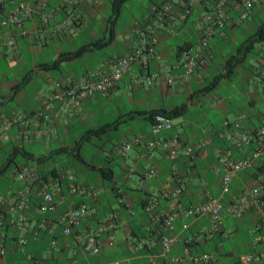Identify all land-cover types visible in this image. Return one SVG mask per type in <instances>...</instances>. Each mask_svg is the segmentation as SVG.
Instances as JSON below:
<instances>
[{"label": "crops", "instance_id": "1", "mask_svg": "<svg viewBox=\"0 0 264 264\" xmlns=\"http://www.w3.org/2000/svg\"><path fill=\"white\" fill-rule=\"evenodd\" d=\"M106 1L95 0L88 3L85 0H78L80 12L75 20L70 16L67 17L57 13L46 22L44 30H40L39 22L34 20L32 22L35 28L33 31L34 36L30 39H17L11 54L5 52L2 42L11 35H15V31L0 27V130L2 126H5L0 134V161L3 153L10 154L13 152V147L22 148L31 153L29 149L35 145L41 147L40 149L43 151L41 156H45L57 148L65 149L71 155L69 151L75 147L76 142L85 130L109 124L112 122L111 120L118 119L121 123L114 130L100 139L92 138L84 143H101L100 146H95L92 161L86 162L85 157L83 158L79 151L84 162V176L87 175L88 177L81 179L76 177V184L100 192L94 199H86L87 204L99 206L100 208L109 207L108 202L113 199L110 191L114 189L117 190L116 193L120 194L119 201L126 206H131L135 201L138 202V199H143L149 194L171 191L179 182H182L185 186V191L178 197V201L183 205L198 202L206 193L216 195L219 178L211 172V168L215 164V150L225 147V143L220 138L213 137L211 144L196 152L192 159L180 156L176 161L175 173L171 174L169 162L158 149L151 150L152 155L148 157L147 143L151 140L149 121L145 119V115L133 116V114L136 112L146 113L160 108L169 111L174 107H178L174 103L176 97H183L184 103L180 106H185V112L191 108H196L193 106L194 103L204 105L208 102L206 105L208 110L214 109L216 113L223 114L216 127L209 125L207 129H197L194 126L195 123L192 122L193 116L191 115L190 118L186 119L184 112L176 126L172 125L168 131L161 133L156 138L160 140L175 137L180 144L185 146L202 140L209 130L219 128L225 120L233 121L241 118L245 121L244 124L241 121L242 127L248 131L263 123L264 119L259 120L258 116L250 113L256 101L264 103L263 85L260 79L257 78L261 83V99L258 98L257 93H254L258 89L254 88L252 93L235 98L236 105L233 104V106L228 107L220 98H212V91L217 85L207 92L202 88L207 80L210 81L217 74L225 72L224 67L227 58L233 56L236 48L246 38L253 35L258 27L254 19L264 16V1L259 0L254 6L250 18L239 24L237 23V14L230 11V24L226 25L220 32L215 33L208 41L206 58H204L203 64L199 65L192 75L184 78L182 70L178 67L177 50L179 47L192 46L198 42L200 31L197 21L201 8L198 5L185 17L180 18L178 2L177 0H171V9L166 21L155 31L157 43L154 47L155 56L153 58H150L141 67L133 64L129 72L124 74L112 89L102 95H93L85 100L79 108L63 107L59 102L51 99L52 88L50 82L65 83L76 80L89 70L106 68L112 60L125 56L131 49L139 45V31L145 29L158 16L159 7L167 0L152 3L151 8L149 7L146 12V16H142L138 20H131L119 32H117V19L113 24L108 23L109 10ZM56 2L57 0H48L50 6ZM105 11L106 13H104ZM60 21L64 22L65 27L60 32L54 33L52 31L54 22ZM108 39L109 42L100 50L87 52L72 61L62 62L57 67L48 68L60 54L72 53L96 40L106 42ZM250 54H247L245 61L236 65L234 69H243L246 72V77L253 76L255 78L254 69L259 60L264 57L256 60L255 65L246 64ZM214 70L218 71L216 75H212ZM231 75L224 79L229 78ZM34 76L42 78L48 88L38 89L34 97H27L23 88ZM134 78H136V83H133ZM169 80L171 84L167 83ZM254 95L256 98H254ZM8 103L12 107H8ZM2 106H7V113L2 111ZM243 108L250 111L247 110V114H240ZM227 112L233 113L232 119L225 117ZM111 114L113 115L112 119ZM40 115L47 117L48 120L44 121ZM204 118L205 115L201 116L199 121H203ZM24 120L28 123L26 128H24ZM76 125H80L84 128V131L78 138L71 139L72 128ZM112 132L115 135L117 133V136L113 138ZM134 138H137L138 142L132 144L129 150L122 151L119 148L120 145L131 143ZM68 141L72 142L71 147L65 146V142ZM53 146L57 147L54 148ZM101 152L105 156L99 160L98 155ZM236 154V152H233L232 157H235ZM94 162L98 164L97 166L101 164L105 168H110L111 165L117 167V174L114 175L113 173L112 180L107 181L109 182L107 186L103 185L104 180L95 174L92 167ZM76 163L83 165L79 161H76ZM27 167L34 172L37 171L32 165ZM149 167L155 170L156 175L152 179L145 180L143 179V173ZM54 168L57 171L61 169V166ZM74 169L76 170V168ZM13 182L15 187L9 186L0 196L8 195L12 188L22 186L20 182L14 180ZM248 183H251V179L241 175L235 182H232L236 191L242 184ZM59 185L63 194L64 206L70 205L71 202L84 201L83 198L68 196L63 181ZM139 191L142 192L141 197L137 195ZM108 193L111 199L102 198ZM113 200L116 201V199ZM172 205L173 202L167 198H158L156 211H168ZM114 212L118 216V225L113 232L112 242L105 244L103 247L112 245L119 248L122 251L121 259H129L130 264H149L148 256L153 253L152 249L150 253H137L132 251L130 244L123 249V237L128 234L130 229L126 224L128 217L127 213H123L121 210H115ZM254 213H256V219L259 218V214L254 210H249L241 216V219L248 220L249 229L253 227L256 221L255 217L253 218L250 215H254ZM181 223L189 224L187 231L181 232L179 230ZM203 225H205L203 219L194 222H189L187 219L177 220L175 222L177 238L171 248V253H180L184 247L183 239L187 234L195 232ZM220 231L219 241L225 237L222 228H220ZM218 240H215L214 237L211 241L199 243L198 247L201 249L210 248L213 242ZM5 244L8 246L9 242L6 240ZM39 245L42 247L43 244L40 243ZM249 245H251V240ZM35 246L40 247L36 244ZM154 247L157 248V245H154ZM195 248H191V251L196 252ZM212 249L213 247L210 250ZM7 255L9 259L8 263L6 261L7 264H19L20 261H24L20 254L10 255V253H7ZM218 255H220L218 259L227 256L221 251H218ZM107 258H109V254L104 256L100 251L98 261L110 260ZM235 262L234 259L232 264H235ZM24 264L29 263L24 261ZM216 264H221V261L217 260Z\"/></svg>", "mask_w": 264, "mask_h": 264}, {"label": "built area", "instance_id": "2", "mask_svg": "<svg viewBox=\"0 0 264 264\" xmlns=\"http://www.w3.org/2000/svg\"><path fill=\"white\" fill-rule=\"evenodd\" d=\"M92 3L95 0H85ZM259 0H177L180 9L179 17H185L199 5L201 13L198 17L200 37L195 45L182 49L178 54V67L183 77L193 74L206 58L208 41L230 24V11L237 14V23L250 18L254 6ZM171 5L160 6L158 16L138 33L139 45L131 49L125 56L112 60L106 68L89 70L79 78L65 83L50 82L51 99L63 107L79 108L82 103L95 94H104L112 89L129 72L134 64L145 65L155 56L157 43L155 31L164 24L169 15ZM78 0H57L50 6L48 0H0V27L15 31L2 46L6 53H12L17 39H30L35 28L32 22L40 24V30L55 14L70 16L73 20L79 14ZM65 27L63 21L54 22L52 31L60 32ZM173 33V32H171ZM254 76L261 80L264 92V58L259 60L254 69ZM136 83V78L133 79ZM171 84V81H167ZM40 117L47 121V117ZM24 128L27 122L24 120ZM172 127L171 120L163 115H155L150 120L148 141V157L151 150L158 149L169 162V171L175 173L176 161L180 156L192 159L196 152L209 146L213 137L220 138L225 147L215 150V164L211 172L218 176L216 195L204 194L198 202L183 205L178 197L185 191L182 182L168 192L149 194L144 198V211L150 216L149 227L160 223L161 234L156 241L138 239L130 244L133 252L145 250L150 253L154 245L156 252L149 254V264H213L218 256L221 241H215L210 251H191L187 245L211 241L220 233L224 217L235 218L249 210L259 214L256 224L248 230L251 236V252L235 257V264H257L264 259V122L254 131L245 130L241 118L223 121L219 128L211 129L205 137L192 145H182L175 137L156 139L161 133ZM2 126L1 130H4ZM0 130V134H1ZM138 142L134 138L131 143L120 145L122 151L129 150ZM233 152L239 156L232 157ZM261 167L256 170L255 166ZM57 176L42 180L38 174L27 166H22L13 174V180L22 184L21 188H12L8 195L0 196V264L6 263V255L20 254L29 264H130L129 259H112L102 262H89V258L97 259L101 248L111 243L113 232L118 225L115 212L97 215L94 205L85 202L99 195V190L84 188L76 184V175L70 168L56 171ZM156 175L149 167L144 170L143 179L149 180ZM246 176L251 183L242 184L234 192H230L232 182L239 176ZM64 182L67 195L83 198L81 202H71L64 206L60 182ZM167 198L173 202L168 211H156L157 199ZM155 212V213H153ZM127 214L131 212L127 211ZM187 219L194 222L203 219L205 225L195 232L187 234L183 239L184 247L180 253H171L176 242L175 222ZM188 223H181L179 230L187 231ZM40 235H45L42 247ZM9 242L6 246L5 241ZM32 241L41 247L38 255L26 250ZM39 243V244H38ZM147 253V254H148Z\"/></svg>", "mask_w": 264, "mask_h": 264}, {"label": "rangeland", "instance_id": "3", "mask_svg": "<svg viewBox=\"0 0 264 264\" xmlns=\"http://www.w3.org/2000/svg\"><path fill=\"white\" fill-rule=\"evenodd\" d=\"M157 1L160 0H129L127 3H125L123 5V7L121 8V11L119 13V16L117 18V32H119V30H122L123 28H125L129 22L131 20H138L140 17L142 16H146V12L149 9L150 6H152V3H156ZM264 1V0H263ZM151 8V7H150ZM106 13V11L104 12ZM264 19V16L259 17L254 19L255 24L259 25V23ZM105 52V51H104ZM260 57H264V42L261 44H256L254 46V49L252 50V53L248 56L246 64H250V65H255L256 60L260 59ZM218 73L217 70H214L212 72V75H216ZM211 75V76H212ZM209 80H207L208 82ZM259 80L253 76L251 77H246V72L241 69V70H235L233 71L232 75L227 78V79H221L220 82L217 84V86L213 89L212 91V98L215 99L216 97L220 98L222 101H224L225 105L228 106H233V104L236 105L235 102V98L237 97H244L243 95L248 93H252V91H254V88L258 89V91H255L254 93H257V96L259 99H261V83ZM205 82V85L206 83ZM256 85V87H255ZM48 85L46 84V82L38 77V76H34L28 84H26L23 88L24 92L26 93V96H32L34 97L38 91V89H47ZM263 88V86H262ZM254 98L255 95H254ZM208 101V100H207ZM174 103L177 106H180L182 103H184V99L183 97H176L174 99ZM208 104V102H206ZM259 103V104H258ZM197 105L196 103H194V107L196 108H191L189 110H187L185 112V118L188 119L190 118V116L192 115V122H194V126L197 129H207L209 127V125H213V126H217L218 122L222 119L221 116L223 114H218L215 112L214 109H210L208 110L206 105ZM8 107H12V105L10 103H8L7 105ZM7 106L3 107L2 106V111L4 113H7ZM250 111L247 108H243L240 111V114L244 113L247 114L248 111ZM253 115L258 116L257 118L259 120L264 119V103L261 101H256L253 109L251 110V112ZM97 115V114H95ZM205 115V118L203 121H199V118L201 116ZM231 116H233V113H229L227 112L225 114V117H227L228 119H232ZM113 115L111 114V119H112ZM113 121V120H111ZM180 121V118H175L171 120V124L173 126H176V124ZM242 123L244 124V120H242ZM241 123V124H242ZM125 128V127H124ZM123 129V128H122ZM84 131V128H82L80 125H76L73 126L71 134H70V138H78L81 133ZM112 137H116V135L112 132ZM101 143L98 142H91L88 144H82L81 147V154L82 157L86 159V162H90L92 161V153L94 152V148L95 146H100ZM65 146L66 147H71L72 146V142H65ZM54 148H56L57 146H53ZM41 147H39V145H35L34 147L30 148L29 150L31 151L32 155L34 157H38L41 156L43 154V151L40 149ZM109 149V147H108ZM107 149V150H108ZM103 156H105V154H103V152H101L98 157L99 160H101L103 158ZM99 162V161H96ZM94 162L93 164L96 165ZM66 165V167L72 169L75 174L76 177L78 179L81 178H87L88 176L85 175L84 176V165H80L78 163H76V161L74 159H72L71 155H65V154H61L59 157H57L55 160H50L49 162L44 163L43 165H41L40 167L36 166L34 161H30L28 162V165H32L33 167H37V169H41V170H48L51 167H60L63 165ZM69 165V166H67ZM76 168V170L74 169ZM110 168L112 169L114 175L117 174L118 169L115 165H111ZM90 177V175H89ZM109 182L104 181L103 185H108ZM15 184L13 182L12 179V173L10 171L6 172L1 178H0V194H3L5 192V190L11 186ZM232 189V186H230V190ZM138 197L142 196V192L139 191L137 192ZM107 197V198H105ZM102 198L104 199H109L110 195L109 193L106 196H102ZM111 199V198H110ZM104 202V200H103ZM109 207L111 209H116L117 208V202L114 201L113 199H111L109 202ZM132 208H134V206H132ZM253 218L255 217L256 219V213L250 214ZM251 216L248 215V217L251 218ZM247 217V218H248ZM249 218V219H250ZM251 220V219H250ZM249 222L248 220H243L241 219V216L235 217V218H231V217H226L224 219H222V224H221V228L224 231L225 237L223 238V240H221V246L219 247V251L224 252L227 256L225 258H219L220 255H218L216 257L217 260L221 261V264H232V261L235 259V257L239 256V255H243V254H247L250 253L251 247L249 245V242L251 240V236L248 233L249 230ZM107 251H111V252H107ZM101 253L102 254H106V256L109 254V258L107 259H121L122 258V251L119 248H116L115 246L112 245H108L105 246L101 249ZM105 256V255H104ZM106 259V258H105ZM217 260H215V263H217ZM19 264H24V261H20ZM254 264V263H253ZM257 264H264V259L261 260V262L257 263Z\"/></svg>", "mask_w": 264, "mask_h": 264}, {"label": "trees", "instance_id": "4", "mask_svg": "<svg viewBox=\"0 0 264 264\" xmlns=\"http://www.w3.org/2000/svg\"><path fill=\"white\" fill-rule=\"evenodd\" d=\"M128 1L129 0H107L106 1L107 7L109 10L108 11L109 12L108 23L113 24V22L116 21V19L119 16V13L121 11V8ZM171 3H172L171 0H167L164 4L171 5ZM159 9H160V7H159ZM109 29H111V28L109 27ZM110 32H111V30H110ZM108 42H109V39L106 42H104L102 40H96V41L92 42L91 44L85 45V46L79 48L78 50H76L72 53L60 54L48 66V68L57 67L62 62L72 61L76 58H79L82 54H86L87 52H90L93 50H100ZM262 42H264V20L258 25V27L256 28L253 35L246 38L236 48L235 54L233 56H230L229 58H227V60L225 61V67H224L225 72L222 74L220 73V74H217L216 76H214L213 79L210 80L202 88V90H204L206 92L211 91L220 82L221 79H224L233 73L234 67L236 65H239L243 61H245L246 55L250 54L251 50L254 48V46L256 44H260ZM187 47H189V46L179 47L177 50L178 51L177 55L179 54V52L182 49L187 48ZM184 112H185V106L182 105V106L174 107V108L170 109L169 111H166V110L160 108V109H154V110L148 111L146 113L145 112H136L133 114V116H135V115L136 116H144L145 115V119H147L149 121V124H150V120L155 115H163V116L167 117L168 119L172 120L175 118H180L184 114ZM120 123H121L120 120L115 119L114 121H112L109 124H105L102 126H98L95 128H89V129L85 130L83 132V134L79 137L78 141L76 142L77 144L75 145V147H73L69 151L71 153L72 159H74L77 162L79 161L80 163H82L84 165L81 154L79 153V151L82 147V144L87 143L92 138L93 139L102 138L105 134L114 130ZM252 131H254V129L251 130V132ZM61 154H65V155L67 154L70 156V154H68V152L65 149L57 148L55 150L50 151L45 156L34 157L32 155V153H30V152H28L22 148L13 147L12 153H10V154L3 153V155H2V160L0 161V178L8 171H10L13 175L15 171L19 170L20 166H28V162H30V161H34L36 166L40 167L41 165H43L46 162H49L50 160H52V161L55 160ZM239 155L236 154L235 158L238 157ZM97 165L98 164L92 166L95 174L98 175L104 181H111L112 177H113L112 170L110 168H105L101 164H99V166H97ZM67 166H69V165H67ZM37 167H36V170H37L36 173L38 174L39 178L42 180H46L47 178H54L57 176L56 169L54 167H51L48 170L37 169ZM64 167H66V165H64ZM64 167L61 166V169L62 170L65 169ZM255 168H256V170H261V167H259L258 165L255 166ZM13 185H11V186L15 187V185L14 186ZM21 187L22 186L20 185V187H16V188H21ZM116 192H117V190H114V189H111V191H110L111 197H113V199H116V201H117L118 206L116 209L113 210L110 207H101V208L99 206L98 207L94 206V207L96 208L97 215H102V214L108 213V212H114L115 210L116 211L121 210L123 213L127 212V211L131 212V214H129V213L127 214L128 219H127L126 224L129 226L130 229H129L128 234L123 237V240H122V244L124 245L123 249H124V247L126 248L127 245H129V244L135 243L138 239H148V240L151 239V240H153V242L156 241L158 238L156 235L161 234V226H160V223H157L152 228L149 227V220H150L149 217L150 216L144 211V198L138 199V202L135 201L131 206H126L123 202L119 201L120 194L116 193ZM230 192L231 193L236 192V189L234 188L233 185H232V189L230 190ZM132 206H134V208H132ZM153 213H155V212H153ZM257 221H258V217L255 221V224ZM39 238L41 239L40 241L43 244L44 240H45V235H40ZM218 239H219V235L217 234L215 236V240H218ZM214 244H215V241L213 242V244L210 248L205 247L202 249L200 247H198L197 244H192L191 246L187 245V247H189L190 249L196 247L197 248V249L195 248L196 252H198V250L207 252L208 250H210L214 246ZM26 250L30 253L38 255L41 248L36 247L35 244L32 241H30L29 244L26 246ZM156 250H157V248H155V247L152 248V252H156ZM145 252H146L145 250L140 251V253H145ZM103 255H106V254H103ZM7 256L8 255H6L5 258H6V261L8 263L9 259ZM98 258L97 259L89 258L88 261L89 262H99ZM104 261H109V260H104Z\"/></svg>", "mask_w": 264, "mask_h": 264}]
</instances>
